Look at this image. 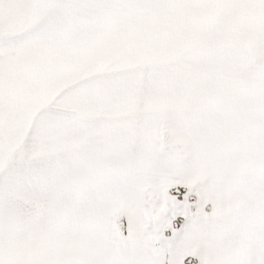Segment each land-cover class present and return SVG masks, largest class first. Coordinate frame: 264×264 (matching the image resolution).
<instances>
[{"label": "snow or ice", "instance_id": "obj_1", "mask_svg": "<svg viewBox=\"0 0 264 264\" xmlns=\"http://www.w3.org/2000/svg\"><path fill=\"white\" fill-rule=\"evenodd\" d=\"M0 264H264V0H0Z\"/></svg>", "mask_w": 264, "mask_h": 264}]
</instances>
